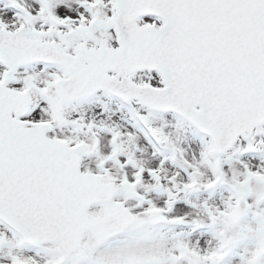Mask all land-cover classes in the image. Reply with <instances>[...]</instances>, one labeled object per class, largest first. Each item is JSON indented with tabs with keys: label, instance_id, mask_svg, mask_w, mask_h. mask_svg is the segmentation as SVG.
<instances>
[{
	"label": "snow or ice",
	"instance_id": "obj_1",
	"mask_svg": "<svg viewBox=\"0 0 264 264\" xmlns=\"http://www.w3.org/2000/svg\"><path fill=\"white\" fill-rule=\"evenodd\" d=\"M0 264H264V0H0Z\"/></svg>",
	"mask_w": 264,
	"mask_h": 264
}]
</instances>
